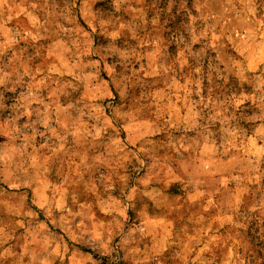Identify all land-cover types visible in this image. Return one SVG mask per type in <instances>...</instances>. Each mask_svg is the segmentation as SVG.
<instances>
[{
	"label": "rangeland",
	"instance_id": "rangeland-1",
	"mask_svg": "<svg viewBox=\"0 0 264 264\" xmlns=\"http://www.w3.org/2000/svg\"><path fill=\"white\" fill-rule=\"evenodd\" d=\"M0 264H264V0H0Z\"/></svg>",
	"mask_w": 264,
	"mask_h": 264
}]
</instances>
